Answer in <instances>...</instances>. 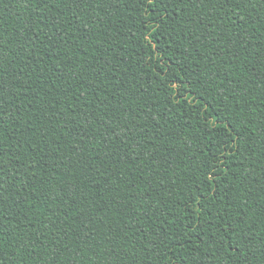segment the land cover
<instances>
[{
  "label": "trees",
  "instance_id": "obj_1",
  "mask_svg": "<svg viewBox=\"0 0 264 264\" xmlns=\"http://www.w3.org/2000/svg\"><path fill=\"white\" fill-rule=\"evenodd\" d=\"M230 8L0 0L4 264H264V0Z\"/></svg>",
  "mask_w": 264,
  "mask_h": 264
},
{
  "label": "snow or ice",
  "instance_id": "obj_2",
  "mask_svg": "<svg viewBox=\"0 0 264 264\" xmlns=\"http://www.w3.org/2000/svg\"><path fill=\"white\" fill-rule=\"evenodd\" d=\"M217 3L221 5L230 4L231 8L229 9V11L240 7V0H235V3H233V0H217ZM0 160H2V157H0ZM0 190H2V184H0ZM237 251H240V249L238 248ZM0 264H4V258L2 254H0Z\"/></svg>",
  "mask_w": 264,
  "mask_h": 264
}]
</instances>
